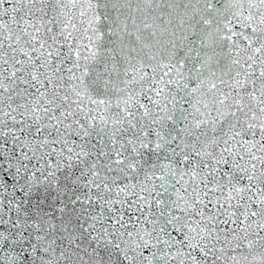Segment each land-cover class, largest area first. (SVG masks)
Segmentation results:
<instances>
[{
	"label": "snow or ice",
	"instance_id": "snow-or-ice-1",
	"mask_svg": "<svg viewBox=\"0 0 264 264\" xmlns=\"http://www.w3.org/2000/svg\"><path fill=\"white\" fill-rule=\"evenodd\" d=\"M0 264H264V0H0Z\"/></svg>",
	"mask_w": 264,
	"mask_h": 264
}]
</instances>
